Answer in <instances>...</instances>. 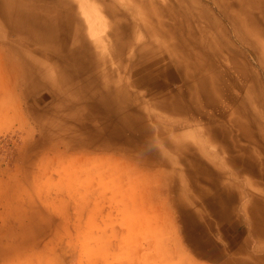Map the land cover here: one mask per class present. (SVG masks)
I'll use <instances>...</instances> for the list:
<instances>
[{"label": "rangeland", "instance_id": "rangeland-1", "mask_svg": "<svg viewBox=\"0 0 264 264\" xmlns=\"http://www.w3.org/2000/svg\"><path fill=\"white\" fill-rule=\"evenodd\" d=\"M88 1L114 52L88 37L78 0H0V210L14 220L0 264H264V229L242 209L250 189L223 156L264 175L251 35L264 41V0H144L210 84L174 68L162 40L142 48L138 0Z\"/></svg>", "mask_w": 264, "mask_h": 264}, {"label": "bare ground", "instance_id": "bare-ground-1", "mask_svg": "<svg viewBox=\"0 0 264 264\" xmlns=\"http://www.w3.org/2000/svg\"><path fill=\"white\" fill-rule=\"evenodd\" d=\"M79 1V8L81 10V13L83 14V16L85 17L86 23H87V27H88V37L91 38V41H93L95 44H98L99 46H102L103 48H105V50H109L114 52V48H115V43H120V41H117V38H112V34L107 33L108 30L106 28V23H105V19H104V15L102 14L101 10L99 8H97L98 6H96L93 2H90L88 0H78ZM144 3V0H138V5H137V14H138V18H139V22L141 23V29L145 30L147 34L149 35V41L144 43L142 48H153V45L156 43V40H162V51L165 52V55H167V57L170 59L171 56H173L176 60L175 62V67L178 70H181L183 72V70H187L188 68H190V71L195 74V75H204L205 77H200L198 79L199 82H206L208 83V81L210 79H212L211 74L208 72V63L203 61L201 59V57L198 56V54L195 53V51L189 47V48H185L183 49L185 53L182 52V50L179 49L177 44L171 37H167L164 32H156L155 28L158 27L157 23L159 22V18L156 15V10L154 5L151 6H146ZM252 9V8H251ZM254 10V9H253ZM251 12V11H250ZM210 17V16H209ZM256 28V27H255ZM253 33V32H251ZM255 37L256 41L258 42L260 48L263 50V54H264V41H261L262 36H258L257 34L253 33L251 34ZM109 36V38H108ZM139 36V35H138ZM138 39H140V36L138 37ZM113 44V46H112ZM182 44V42H181ZM180 44V45H181ZM121 45V44H120ZM183 45V44H182ZM185 46V45H183ZM113 47V49H112ZM109 48V49H108ZM186 50V51H185ZM192 50V56L190 55V51ZM194 51V54H193ZM235 57V56H234ZM190 58V59H189ZM217 76L219 77V74H217ZM216 76V79H217ZM214 80H215V74H213ZM210 84V83H208ZM1 97H0V101H1ZM213 101V100H212ZM232 112V111H231ZM3 111L2 109H0V117L2 116ZM235 117H234V116ZM242 116H244L243 114H241ZM229 116H231L230 118H236V115L232 113L229 114ZM238 116V115H237ZM237 124V123H236ZM242 124V123H241ZM243 125L237 124V127H239V129L241 131H243ZM206 134V133H205ZM205 136V135H204ZM29 134L27 133L24 138H28ZM59 137L56 136L54 137V139H58ZM53 141V140H51ZM28 146V145H27ZM30 146V145H29ZM262 146V145H261ZM263 147V146H262ZM178 149L179 146L177 147ZM250 148V147H248ZM236 153V152H235ZM262 153L264 154V150L262 151ZM225 158V162L224 164L227 166L228 170L234 172V173H241L244 176L245 179V183L248 186L249 190V194L247 199L245 200V202L242 205V209L244 211L247 210L248 208V213L252 216L253 220L255 222H257V224H259L263 229H264V224H261L260 221H257L258 218H260L261 215V206H264V175L257 173L255 171L252 170H248V168L246 167L245 163L243 162L242 159H237V156L231 154L228 156L223 155ZM254 159L257 160V156L256 154H254ZM68 159V157H67ZM73 159V158H72ZM82 159V158H81ZM259 159V158H258ZM84 160V159H83ZM260 160V159H259ZM68 161V160H67ZM9 162V161H8ZM60 162V161H59ZM73 162V161H72ZM81 162V161H80ZM87 162V160H86ZM262 162H263V166H264V157L262 158ZM61 163V162H60ZM84 163V162H82ZM23 164V163H22ZM71 164V163H70ZM77 164V163H76ZM80 164V163H79ZM86 164V163H85ZM60 165V164H59ZM65 165V163H64ZM75 165V164H74ZM82 165V164H81ZM61 166V165H60ZM58 166V167H60ZM66 166V165H65ZM87 166V165H86ZM91 166V165H90ZM260 166V165H259ZM22 167V166H21ZM24 167V165H23ZM29 167V166H28ZM67 167V166H66ZM251 167V166H250ZM78 168V167H77ZM81 168V167H80ZM1 169V168H0ZM27 169V168H26ZM85 169V168H84ZM77 170V169H76ZM75 170V171H76ZM227 170V169H226ZM227 170V171H228ZM2 171H4L2 169ZM33 172V171H32ZM67 172V171H66ZM172 172V171H171ZM174 172V171H173ZM244 172L248 173L244 174ZM23 173V172H22ZM35 173V172H34ZM45 173V172H44ZM43 173V174H44ZM65 173V172H64ZM91 173V172H90ZM170 173V172H169ZM255 173V174H252ZM173 174V173H172ZM233 174V173H232ZM28 175V174H26ZM34 175V174H33ZM32 175V176H33ZM59 175V174H58ZM237 175V174H235ZM4 176V174H3ZM37 176V175H36ZM25 177V176H23ZM169 177V176H168ZM167 177V178H168ZM35 178V177H34ZM71 178V177H70ZM95 178V177H93ZM173 178V177H172ZM175 178V177H174ZM169 179V178H168ZM62 180V179H61ZM64 180V179H63ZM72 180V179H71ZM82 180V179H81ZM157 181V180H156ZM25 182V181H24ZM28 182V181H26ZM68 182V181H67ZM169 182V180H168ZM80 183V182H79ZM144 183V182H143ZM233 183V182H232ZM81 184V183H80ZM234 184V183H233ZM27 185V184H26ZM69 185V184H68ZM169 185V184H168ZM240 185V183H239ZM242 185V184H241ZM70 186V185H69ZM133 186V185H131ZM230 186V185H229ZM237 186V185H236ZM195 186H193L194 189ZM234 187V186H233ZM28 188V187H27ZM36 188V187H35ZM141 188V187H140ZM139 188V189H140ZM144 188V187H143ZM146 188V187H145ZM239 188V187H238ZM72 189V188H71ZM80 189V188H79ZM78 189V190H79ZM255 189H257V193L258 195H260V199H258L259 196H256L255 194ZM141 190V189H140ZM138 191V190H137ZM190 191V190H189ZM79 192V191H78ZM194 192H196V190L194 189ZM234 192V191H233ZM239 192V191H238ZM148 193V192H147ZM137 194V193H136ZM135 194V195H136ZM160 194V192H159ZM158 194V195H159ZM243 194V193H242ZM15 195V194H14ZM130 195V194H129ZM138 195V194H137ZM157 195V196H158ZM240 195V192H239ZM150 197V195H148ZM156 196V194H155ZM78 197V196H77ZM159 197V196H158ZM189 197V196H188ZM193 197V196H192ZM138 198V197H137ZM162 198V197H161ZM237 198V197H236ZM240 198V197H239ZM141 199V198H140ZM143 199V198H142ZM148 199V198H147ZM151 199V197H150ZM155 199V198H154ZM153 199V200H154ZM164 199V198H163ZM176 199V198H175ZM198 199V198H197ZM258 199V201H256ZM73 200V199H72ZM146 200V198H145ZM167 200V199H166ZM239 200V199H238ZM143 201V200H142ZM148 201V200H147ZM158 201V199H157ZM165 201V200H164ZM186 201V200H185ZM82 202V201H81ZM146 202V201H145ZM167 202V201H166ZM258 204H257V203ZM138 203V202H137ZM143 203V202H142ZM164 203V202H163ZM40 204V203H39ZM165 206L167 203H164ZM169 204V203H168ZM180 204V203H179ZM191 204V203H190ZM195 204V203H194ZM242 204V203H240ZM19 205V204H18ZM77 205V204H76ZM144 205V204H143ZM181 205V204H180ZM14 206V205H13ZM12 206V207H13ZM160 206V205H158ZM40 207V206H39ZM144 207V206H143ZM142 207V208H143ZM148 207V206H147ZM162 207V206H161ZM160 207V208H161ZM11 208V207H10ZM9 209V211L6 210L5 212V216L7 217V220H4V211L0 210V218H2V222L0 223V236L8 234L10 232V230L7 229H2L5 225H8L9 223L14 222V220H12V213H11V209ZM126 208V207H125ZM139 208V207H138ZM179 208V207H178ZM13 209V208H12ZM15 209H17L15 207ZM14 209V210H15ZM140 209V208H139ZM168 209V208H167ZM143 210V209H142ZM149 210V209H148ZM158 210V209H157ZM216 210V209H215ZM43 211V210H42ZM167 211V210H166ZM169 211V209H168ZM233 211V210H232ZM23 212V211H22ZM25 212V211H24ZM23 212V214H24ZM142 212V211H141ZM159 212V210H158ZM170 212V211H169ZM184 212V211H183ZM247 212V211H246ZM139 213V212H138ZM145 214V211L143 212ZM153 213V212H152ZM80 214V213H79ZM148 214V213H147ZM176 214V213H175ZM188 214L189 211H188ZM129 215V214H127ZM153 215V214H152ZM156 215V214H154ZM169 215V214H168ZM178 215V214H177ZM192 215V214H191ZM235 215V214H234ZM126 216V214H125ZM145 216V215H144ZM148 216V215H147ZM181 216L185 217L187 216V214H181ZM243 217V216H242ZM176 218V217H175ZM189 218H191L189 216ZM130 219V218H129ZM144 219V218H143ZM166 219V218H165ZM223 219V218H222ZM16 220L18 222H22L21 219L16 218ZM158 220V219H157ZM156 220V221H157ZM193 219H191L192 221ZM241 220V219H240ZM128 221V220H127ZM177 221V220H176ZM179 221V220H178ZM214 221V220H213ZM134 223V222H133ZM155 223V221H154ZM139 224V223H138ZM156 224V223H155ZM137 225V224H136ZM141 225V224H140ZM148 225V224H147ZM43 226V225H42ZM135 226V225H134ZM257 225V227H260ZM27 227V226H26ZM147 227V226H146ZM183 227V225H182ZM156 228V227H155ZM159 228V227H158ZM157 228V229H158ZM151 229V228H150ZM195 229V228H194ZM25 230V229H24ZM125 231V230H124ZM160 231V230H159ZM12 232V231H11ZM136 232V231H135ZM149 232V231H148ZM26 234V233H25ZM29 234V233H27ZM187 236H188V232H186ZM26 236V235H25ZM141 237V236H140ZM145 237V236H144ZM155 237V236H154ZM157 237V236H156ZM177 237V236H176ZM184 237V236H183ZM178 238V237H177ZM142 239V238H141ZM33 240V239H32ZM137 240V239H136ZM190 240V244L194 245V240L193 239H189ZM136 242V241H134ZM35 243V242H34ZM133 243V242H132ZM196 243V242H195ZM152 244V243H151ZM180 244V243H179ZM2 245V244H1ZM182 245V244H181ZM191 245V246H192ZM224 245V244H223ZM190 246V247H191ZM4 247V245H3ZM27 247V246H26ZM175 247V246H174ZM193 247V246H192ZM5 248V247H4ZM35 248V247H34ZM153 248V247H152ZM21 249V248H20ZM154 249V248H153ZM28 250V249H27ZM207 251V250H206ZM1 252V249H0ZM174 253V252H173ZM3 256V255H2ZM8 256V255H7ZM233 257H229L226 258L227 261H232ZM231 259V260H230ZM186 260V259H185ZM25 261V260H24ZM187 261V260H186ZM238 263H242L244 264V260L239 259L238 261H236ZM26 263V262H25ZM27 264V263H26ZM231 264V263H230Z\"/></svg>", "mask_w": 264, "mask_h": 264}, {"label": "crops", "instance_id": "crops-1", "mask_svg": "<svg viewBox=\"0 0 264 264\" xmlns=\"http://www.w3.org/2000/svg\"><path fill=\"white\" fill-rule=\"evenodd\" d=\"M127 221V220H126ZM132 222V221H131ZM142 253V248H141V250L139 251V255Z\"/></svg>", "mask_w": 264, "mask_h": 264}]
</instances>
